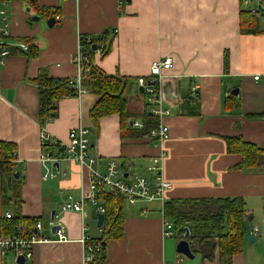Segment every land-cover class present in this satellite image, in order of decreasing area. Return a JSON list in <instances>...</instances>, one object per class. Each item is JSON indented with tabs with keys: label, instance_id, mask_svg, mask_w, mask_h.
I'll return each mask as SVG.
<instances>
[{
	"label": "crops",
	"instance_id": "crops-1",
	"mask_svg": "<svg viewBox=\"0 0 264 264\" xmlns=\"http://www.w3.org/2000/svg\"><path fill=\"white\" fill-rule=\"evenodd\" d=\"M38 7L58 10L60 22L54 20L53 26L47 27L48 19L26 3H0L9 27L5 45L26 42L37 51L31 58L14 51L0 65V141L16 146L19 163L15 168L22 181L20 217L30 226L40 221L41 234L48 239L34 247L32 260L23 264H81L82 235L101 236L96 209L89 203L91 192L84 168L62 161L55 165L59 170L55 179L41 178L40 134L66 144L68 132L78 126L89 129L90 155L99 160L101 170L104 161L116 159L125 172L143 173L148 159L164 151L162 176L171 183L165 202L243 198L246 216H252L251 229H259L258 247L250 249L246 236L244 251L233 258V264H264V167L237 170L242 158L230 154L225 142V138L236 136L264 149V11L258 18L259 32L245 34L240 26L241 0H38ZM111 29L116 34L108 54L102 58L95 54L93 61L106 75L131 82L125 95L133 120L141 121L146 109L136 79L148 75L153 61L172 59L171 68L162 70L163 85L171 87L181 105L164 104L171 115L160 122L167 126L169 136L159 145L149 138H121L116 114L99 119L95 127L89 111L97 96L90 93L59 100L57 117L39 123L33 83L38 72L45 70L55 79L75 78L78 36H97ZM194 86L197 90L192 94ZM235 89L239 91L237 107L228 111L227 95ZM196 107L198 114H188L196 112ZM67 196L76 202L85 200L82 215L61 212ZM126 206L123 235L107 242L103 264H182L181 260L175 262L168 241L175 239L162 236L163 204L154 201ZM6 212L13 213V206L3 202L0 178V222ZM51 224L63 230L65 240L57 239ZM194 255L189 259L192 262L184 264H219L218 255L213 262ZM0 264L16 263L12 255H0Z\"/></svg>",
	"mask_w": 264,
	"mask_h": 264
},
{
	"label": "trees",
	"instance_id": "trees-1",
	"mask_svg": "<svg viewBox=\"0 0 264 264\" xmlns=\"http://www.w3.org/2000/svg\"><path fill=\"white\" fill-rule=\"evenodd\" d=\"M12 1L24 2L29 8L46 20L60 15L58 10H43L38 7V0H0V3ZM241 29L245 34H256L258 30L259 16L253 15L248 10L241 12ZM114 29L105 30L100 35L92 36L91 40L86 37L80 39V51L82 56L88 59V64L82 67V79L80 86L88 93L97 96V101L89 111V119L96 127L99 119L113 114L118 115L120 120L121 138H149V127L157 123V119L143 113L141 121L146 127L134 129L130 123L135 116L128 109L126 91L132 87L128 79L118 76H108L94 64L96 50L93 45L100 49V58L108 54L110 44L116 32ZM83 36V35H82ZM85 36V35H84ZM104 47L100 48L99 43ZM26 51L16 47L3 46L9 50V56L14 51L24 53L29 58L37 55L36 48L30 43L24 42ZM229 56L224 58L225 70L228 68ZM85 68L89 71L86 73ZM75 78L55 79L50 78L45 70H40L36 79L33 80L38 93V120L41 125L45 121L54 120L57 117L58 102L61 99L76 97L74 89ZM191 96V95H190ZM235 96L229 94L225 107L231 110L237 107ZM187 104V103H186ZM183 108L185 109V105ZM186 112V110H184ZM188 114H198L189 112ZM227 150L230 154L240 155L241 163L236 167L240 171H248L264 167V149L257 145L246 142L240 137L225 138ZM43 146V152H49L53 156L60 154V150L51 143ZM16 146L10 142L0 141V178L3 202L12 204L13 213L11 219L0 222V236L10 234L18 221L28 223L20 217V194L22 184L20 175L14 179L17 160ZM99 204L104 208V220L101 227V236L96 238L102 248L91 264H103L105 261L106 244L110 240L120 239L123 235L122 209L124 201L115 193L101 192L98 195ZM246 203L243 198H188L174 199L164 202L162 207L163 217L171 221L175 228L185 231L190 230L188 242L194 254H201L204 261L213 262L218 255L219 264H233V258L242 254L246 243V230L244 222L246 216ZM29 225V224H28ZM30 226V225H29Z\"/></svg>",
	"mask_w": 264,
	"mask_h": 264
},
{
	"label": "built area",
	"instance_id": "built-area-1",
	"mask_svg": "<svg viewBox=\"0 0 264 264\" xmlns=\"http://www.w3.org/2000/svg\"><path fill=\"white\" fill-rule=\"evenodd\" d=\"M67 1V0H63ZM77 1V0H75ZM241 5L245 10L250 11L253 15L260 16L264 11V0H241ZM54 20L60 22L61 16L56 15ZM116 32V30L114 31ZM9 37V27L5 12L0 10V65L5 57L9 56V50L5 46V40ZM86 37L87 40H91L93 37L90 35L78 36L77 51L74 56V64L77 69L75 77L76 97L88 93L83 89L81 84L82 79V67L88 64V59L82 56L80 51V39ZM12 47H16L21 51H26L27 46L24 43L18 42ZM95 54H100V49H97ZM99 47L103 48L104 43H99ZM172 66V59L166 57L161 60H155L151 63L149 73L146 77H139L135 81L136 88L142 89V96L144 97L145 112L158 119V122L149 127V139L153 145H159L165 141L169 136L167 126L161 121L162 117L171 115V110L164 107L165 103H168L173 108H179L181 105L180 98L172 95L176 98V103H173L165 98L164 94V74L162 70H168ZM86 73L89 71L85 68ZM259 77L255 79L258 80ZM197 90V87L192 88V94ZM229 94L227 95V97ZM134 129H140L146 127L142 121L132 120L130 123ZM40 141L42 145L51 143L55 145L60 154L57 156L51 155L49 152H43L39 158V163L42 167L43 180L55 179L59 174V170L55 168L59 162L69 161L79 165L87 171L89 190L91 192L89 203L95 207L96 214H104V208L99 204L98 195L101 192H111L118 194L122 197L124 203L130 206H136L139 203L158 201L164 204L165 193L171 188V183L166 181L162 176V161L165 157L164 151H161L159 155L150 157L147 164L143 168V173L129 174L123 170L121 165L116 159H107L103 162V169H99L98 159L90 155V139L89 129L87 127L78 126L71 129L67 135V143H60L51 139L45 135L44 132L40 134ZM16 165L19 161L16 160ZM86 204L82 198L76 202L70 196L66 197L65 202L60 206L61 212H75L80 215L83 213V207ZM163 214V213H162ZM12 213L6 212L4 219H11ZM162 222V236L165 239H178L179 242L184 240L186 232L178 228H175L171 221L166 220L163 216ZM54 224H51V227ZM56 227V226H55ZM43 224L40 221H36L31 226L25 224L23 221H18L13 231L8 235L0 237V255L5 257L12 255L15 259V263H18V258H23L24 262L31 261L33 257V249L36 246L48 242L41 232ZM251 232L257 237L259 235V229H251ZM58 240H65V234L63 230L58 227L53 232ZM83 245V254L81 264H91L93 260L100 253L102 245L96 238H90L83 234L81 237Z\"/></svg>",
	"mask_w": 264,
	"mask_h": 264
},
{
	"label": "water",
	"instance_id": "water-1",
	"mask_svg": "<svg viewBox=\"0 0 264 264\" xmlns=\"http://www.w3.org/2000/svg\"><path fill=\"white\" fill-rule=\"evenodd\" d=\"M54 24V19L50 18L47 20L46 25L47 27H52ZM92 50H96V46L93 45L92 46ZM139 92L142 93V89H139ZM238 90L235 89L234 91L231 92L232 96H238ZM164 94H165V98L173 103H176V98L172 95L171 93V87L167 84L164 85ZM19 173L15 172L14 173V179H18ZM54 212L51 213V218H53ZM252 219V216H248L247 219L244 222V226H245V230L247 233V243L248 244H253L256 242L257 238L256 236L251 232V227H250V221ZM103 220H104V216L102 214L97 215V227L101 228L102 224H103ZM56 229H58V227L53 226L51 231L54 232ZM186 235H185V239L180 241L178 243V245H176V253L181 254L186 256L188 259H194L195 255L192 252L189 242H188V237L190 236V230L188 228H186L185 230ZM18 263L23 264L24 263V259L23 258H18Z\"/></svg>",
	"mask_w": 264,
	"mask_h": 264
},
{
	"label": "rangeland",
	"instance_id": "rangeland-1",
	"mask_svg": "<svg viewBox=\"0 0 264 264\" xmlns=\"http://www.w3.org/2000/svg\"><path fill=\"white\" fill-rule=\"evenodd\" d=\"M100 57V55H98ZM142 94V93H141ZM143 98V103H144V97L142 96ZM124 209V211H123ZM123 209H122V212H125V211H128L129 208L126 206V203L123 204ZM89 237V236H88ZM176 240V241H175ZM175 240H168L170 241V243L172 244V247H173V251H174V258H175V262L176 260H181L183 261L182 264H184V261H189V262H192L191 260H189L186 256L184 255H181V254H178L175 252V249H176V245H178L179 243V240L178 239H175ZM258 247V243H253L250 247V249H256ZM263 253V251H261ZM263 262L262 261H259L258 264H262ZM28 264V263H27Z\"/></svg>",
	"mask_w": 264,
	"mask_h": 264
}]
</instances>
